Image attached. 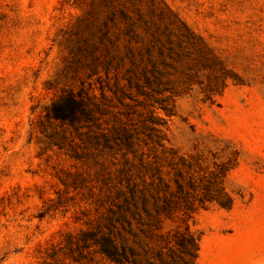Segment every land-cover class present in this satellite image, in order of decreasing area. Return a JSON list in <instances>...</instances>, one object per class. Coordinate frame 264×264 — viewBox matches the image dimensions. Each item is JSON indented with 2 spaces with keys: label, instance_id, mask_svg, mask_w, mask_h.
Wrapping results in <instances>:
<instances>
[{
  "label": "rangeland",
  "instance_id": "374dc122",
  "mask_svg": "<svg viewBox=\"0 0 264 264\" xmlns=\"http://www.w3.org/2000/svg\"><path fill=\"white\" fill-rule=\"evenodd\" d=\"M82 89L91 121L51 117ZM127 180L197 264H264V0H0V264H111L87 232Z\"/></svg>",
  "mask_w": 264,
  "mask_h": 264
},
{
  "label": "trees",
  "instance_id": "16d2710c",
  "mask_svg": "<svg viewBox=\"0 0 264 264\" xmlns=\"http://www.w3.org/2000/svg\"><path fill=\"white\" fill-rule=\"evenodd\" d=\"M92 96L84 89L74 92L69 90L51 103V117L70 125L91 121L95 103ZM132 132L117 127L111 134L103 133L92 137L93 145L98 148L112 149V142L118 146L129 147ZM102 149L96 154H101ZM107 177L102 176V182ZM120 202L108 207L102 223L87 232L90 239L98 246L99 252L111 264H197L199 236L185 221L174 230H164L163 217H171L178 202L164 199L159 203L148 190L137 189L134 182L127 180V193Z\"/></svg>",
  "mask_w": 264,
  "mask_h": 264
}]
</instances>
